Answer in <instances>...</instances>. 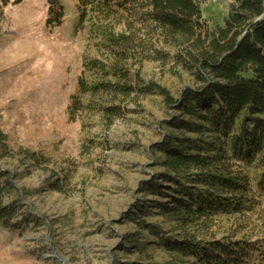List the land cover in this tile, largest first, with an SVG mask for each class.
Returning a JSON list of instances; mask_svg holds the SVG:
<instances>
[{
  "label": "trees",
  "instance_id": "obj_1",
  "mask_svg": "<svg viewBox=\"0 0 264 264\" xmlns=\"http://www.w3.org/2000/svg\"><path fill=\"white\" fill-rule=\"evenodd\" d=\"M75 3L79 25L89 23L97 41V59L77 76L70 120L96 114L108 130L127 116L129 103L139 110V100L147 97L160 98L165 111L175 113L164 124L168 133L150 148L160 172L141 188L144 199L132 214L139 232L125 236L124 242L140 252L148 238L155 240L171 259L165 264H250L263 249L260 240L206 241L204 234L221 218L247 222L256 194L264 195V0H233L223 27L214 30L202 23L200 0ZM19 4L0 0V11ZM46 7L44 27L51 35L65 13L61 0H46ZM120 12L135 16L126 19ZM120 26L123 30L117 32ZM160 46L174 51V57ZM169 60L194 75L198 84L184 89L178 99L140 76L143 63ZM132 66L139 67L134 75ZM87 72L97 80L90 83ZM1 163L19 172L0 166V231L19 235L29 228V218L38 220L25 202L43 193H63L68 167L57 176L50 172L45 153L12 149L0 117ZM62 164L68 166V160ZM255 166L260 173L254 183L247 172ZM34 171L45 172L47 178L36 190L18 189L16 183ZM147 196L158 200L147 201Z\"/></svg>",
  "mask_w": 264,
  "mask_h": 264
},
{
  "label": "rangeland",
  "instance_id": "obj_2",
  "mask_svg": "<svg viewBox=\"0 0 264 264\" xmlns=\"http://www.w3.org/2000/svg\"><path fill=\"white\" fill-rule=\"evenodd\" d=\"M15 1L20 4L0 11L1 127L12 149L45 153L51 159L50 172L60 176L68 167V181L61 194L43 193L25 202L38 220L29 218L30 226L23 233L0 231V264L171 261L146 233L148 240L140 252L123 238L139 232L132 214L144 199L140 190L160 172L150 148L168 133L164 124L175 113L165 111L160 98L147 97L139 100V110L129 103L127 116L108 130L96 114L85 113L72 122L69 110L72 98L78 95L77 76L90 60L97 59V41L89 33V23L79 25L75 0H61L65 18L50 35L44 27L46 0H10ZM125 1L116 0L122 5ZM232 4L233 0H200L205 28H222ZM120 14L126 19L135 16ZM122 30L123 26L117 28V32ZM160 49L170 58L175 55L167 47ZM138 69L132 66L130 72L134 75ZM140 70L143 81L166 89L174 99L184 89L198 87L194 75L172 60L143 63ZM86 77L90 83L97 80L92 72ZM63 159L68 160V166L64 167ZM0 166L17 170L10 164ZM247 173L255 183L260 170L255 166ZM46 178L45 172L34 171L16 186L36 190ZM166 187L162 185V193ZM146 200L154 202L158 197L147 196ZM254 200L247 222L218 219L204 240H260L264 244V195L256 194ZM240 225L245 229H239ZM163 228L168 231L169 226ZM250 264H264V245Z\"/></svg>",
  "mask_w": 264,
  "mask_h": 264
}]
</instances>
